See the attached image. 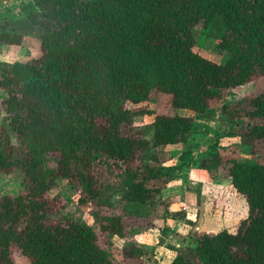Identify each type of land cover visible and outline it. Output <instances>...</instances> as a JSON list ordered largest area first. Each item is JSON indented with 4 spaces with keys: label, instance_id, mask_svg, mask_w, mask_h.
I'll return each instance as SVG.
<instances>
[{
    "label": "trees",
    "instance_id": "16d2710c",
    "mask_svg": "<svg viewBox=\"0 0 264 264\" xmlns=\"http://www.w3.org/2000/svg\"><path fill=\"white\" fill-rule=\"evenodd\" d=\"M209 34L224 61L194 48ZM24 35L38 39L39 54L0 61V175L16 170L25 184L0 194V264H14L15 248L30 264H130L141 243L116 259L92 224L51 218L47 192L63 178L80 204L108 209L91 212L98 228L121 236L124 216L149 221L185 162L225 174L247 211L234 229L189 230L165 264H264V162L222 154L220 135L175 162L211 100L264 75V0H33L22 16L0 13V45ZM155 91L171 96L173 113L134 124L153 114L145 102ZM221 110L251 119L221 135L248 153L264 145V90Z\"/></svg>",
    "mask_w": 264,
    "mask_h": 264
},
{
    "label": "rangeland",
    "instance_id": "374dc122",
    "mask_svg": "<svg viewBox=\"0 0 264 264\" xmlns=\"http://www.w3.org/2000/svg\"><path fill=\"white\" fill-rule=\"evenodd\" d=\"M8 2H10L9 5L13 6L12 8L15 11L14 14H11L12 17L22 16L33 8V0H9ZM196 40L197 44L194 48L207 55L210 59L216 62H222L226 59L227 55L217 50L213 35H198ZM38 54V39L30 35H24L19 45H0V61L5 64L18 59H27L37 56ZM263 90L264 75L255 77L241 85L224 89L219 98L211 100L210 107L206 111L205 116L196 120L195 127L191 134L192 139L200 141L202 146L200 148L204 149L209 140L220 135L221 148L219 147L216 149L222 154L245 155L257 159L259 162H264V145L261 142H256L253 151L248 153L243 151V146L240 144L238 137L228 138L221 135V133L229 130L230 126H233L234 129H240L241 124L251 120L246 116L238 119L229 118L228 114L223 113L221 110L223 103L234 104V102L238 101L240 98L247 100ZM145 105L151 109L153 114L136 117L134 124L139 125L151 121L155 113H173L171 96L166 93L159 91L153 92L150 100L146 101ZM180 111L181 114L192 115L193 113L190 109H181ZM5 117L6 115H4L0 108V129L2 119H5ZM240 121L242 123H238ZM12 137V141L17 144L16 138L14 136ZM1 140L2 136H0V143L2 142ZM197 157L198 156L195 158ZM50 164L53 165L54 162L50 161ZM223 176H225V174L222 176L220 174L219 178L222 179ZM222 187L224 189L222 191H217L215 188L213 190V187H211L212 190H202L200 192V198L198 199L195 209L197 210L198 208L197 214L201 216V222L204 223L205 221V225H207L208 228H202L200 226L199 228H195L196 231H217L224 226L234 229L239 219L245 216L247 206L243 195L235 193L232 189H225L224 186ZM24 189L25 184L22 182V175L20 172L13 170L9 174L0 175V194L7 193L14 195L23 192ZM46 198L49 199V205L52 208L51 218L56 216V214H70L77 219H83L87 223L92 224L97 231L98 242L103 246H108L114 257L118 260H123L124 251L129 244L141 243L144 250L143 254L132 259L130 264H165L174 253V248L176 246H183L189 242L187 237L189 231L186 233V229L183 230L182 227L180 228V225L175 226V223H173L174 229L171 230L165 227L164 217H166V212L170 210L168 204L172 197H167L165 199L159 198L154 201L155 209L149 221H147V219L144 220L132 216H124V235H113L109 238L106 232L98 228L91 216L92 211L99 210L101 213H106L108 209H97L91 204H80L78 202V194L76 191L74 192L71 187H68L63 178L56 180L54 186L47 192ZM179 209L184 213H188L190 210L189 207H186L185 210L180 205ZM201 218H198V220L200 221ZM151 224L152 227L150 226ZM154 228L156 229L154 230ZM147 232H150L148 241L144 238L148 234ZM140 233L143 235H140ZM143 238L145 241H142ZM142 242H146V244ZM12 258L14 264H30L29 260L16 248L12 252Z\"/></svg>",
    "mask_w": 264,
    "mask_h": 264
},
{
    "label": "crops",
    "instance_id": "0c3cea01",
    "mask_svg": "<svg viewBox=\"0 0 264 264\" xmlns=\"http://www.w3.org/2000/svg\"><path fill=\"white\" fill-rule=\"evenodd\" d=\"M9 0H0V13L6 12L9 15L12 13L14 14L13 6H10L8 2ZM181 109L178 110V112ZM197 135V134H195ZM200 144V141L192 139V135L188 139L186 148L183 152L178 153L176 157V161L178 160H185L189 162V159L195 158L198 156L200 152H202L203 148ZM220 175H214L208 173L205 169L195 166L192 162L186 163L182 165V167L178 170L177 176L175 179L170 181L161 192V199H165L167 197H172L171 201L169 202L170 210L166 212V217H164V223L166 224L165 227H168L170 230L174 229V225L182 227L183 230L187 233L189 230H195V228H208L207 225L201 222L202 218L197 214V210L195 206L198 203V199L200 198L199 194L202 190H212L213 187L217 191L230 189V181L227 177L223 176L222 179L219 178ZM214 180V181H213ZM222 184H221V183ZM212 184V185H211ZM208 188V189H207ZM191 206H190V204ZM179 205L186 210V207H189V212L184 213L179 209ZM167 206V205H166ZM188 209V208H187ZM177 210V211H176ZM176 211V212H172ZM169 216V217H168ZM198 218L201 220L199 221ZM183 221H182V220ZM173 223H175L173 225ZM227 227V226H224ZM156 228H154L155 230ZM168 229V230H169ZM176 230V229H175ZM182 230V231H183ZM146 233V232H145ZM145 240L148 241L150 236V232H147ZM140 235H143L140 233ZM153 235V234H152ZM184 235V234H183ZM143 240V241H145ZM145 243L146 242H142Z\"/></svg>",
    "mask_w": 264,
    "mask_h": 264
}]
</instances>
